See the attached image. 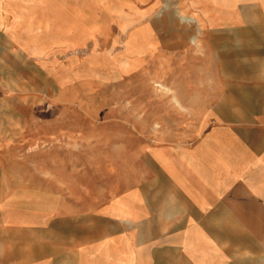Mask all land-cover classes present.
I'll use <instances>...</instances> for the list:
<instances>
[{
    "label": "crops",
    "instance_id": "0c3cea01",
    "mask_svg": "<svg viewBox=\"0 0 264 264\" xmlns=\"http://www.w3.org/2000/svg\"><path fill=\"white\" fill-rule=\"evenodd\" d=\"M0 67L88 84L5 107L0 264H264V0H0Z\"/></svg>",
    "mask_w": 264,
    "mask_h": 264
},
{
    "label": "rangeland",
    "instance_id": "374dc122",
    "mask_svg": "<svg viewBox=\"0 0 264 264\" xmlns=\"http://www.w3.org/2000/svg\"><path fill=\"white\" fill-rule=\"evenodd\" d=\"M120 48L117 49H108L109 55L115 53ZM112 66L110 63L107 66L108 71H111ZM1 68V67H0ZM28 69H33V72H35L33 66H28ZM115 71H117L116 68H114ZM119 71V70H118ZM39 72V71H37ZM57 72H55L56 74ZM43 75L44 80H35L37 74H31L29 75V79L27 81H19L15 80L14 78L18 76V73H12L9 70H7V67L4 68L3 71H0V124L3 122H8L10 119H19L20 114L19 113H9L5 112V107L10 105H35L33 108L36 109V105H40L41 107L45 106H52V103L54 101V97H52L53 90L55 91L58 88H67V89H73L75 90V93L77 92H84L85 89H87V85L83 81H79L77 79L69 80L68 78L70 75H58L60 79L57 80H51L47 74H39ZM56 76V75H55ZM69 81V82H68ZM106 82H101L98 79L93 80L92 88L100 89V85L102 84L103 89H109V94L112 99L113 104H123L125 102H121L122 99H130V98H122L121 96H116L118 99L115 100V95L117 93L114 92V90L117 89H128L131 90V88L136 87L140 89V92L142 93L143 90L147 89H159L162 90L158 85H156L157 82L162 83L163 81L158 80H151V81H133L131 80V76L128 75L127 77H113L108 75L107 80H104ZM164 86V85H163ZM164 89V88H163ZM111 90V91H110ZM130 92V91H129ZM84 94V93H83ZM83 97V96H82ZM81 99L80 102L73 103L75 106L76 104H82L87 105V97L86 99L83 98H76ZM85 99V100H84ZM111 100L109 101V103ZM81 105V106H82ZM32 116H40L42 117H48L52 115L51 111H43V110H37V112L29 114ZM95 116H99V114H93V120L98 119L95 118Z\"/></svg>",
    "mask_w": 264,
    "mask_h": 264
}]
</instances>
